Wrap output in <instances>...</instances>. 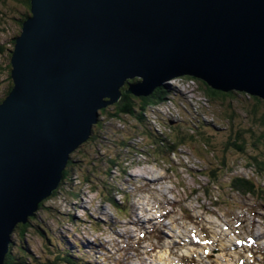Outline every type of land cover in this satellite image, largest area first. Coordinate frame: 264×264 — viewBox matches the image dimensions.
I'll return each mask as SVG.
<instances>
[{
	"label": "water",
	"instance_id": "obj_1",
	"mask_svg": "<svg viewBox=\"0 0 264 264\" xmlns=\"http://www.w3.org/2000/svg\"><path fill=\"white\" fill-rule=\"evenodd\" d=\"M0 104V264L122 89L190 76L264 101V0H30ZM137 79L138 82L127 81Z\"/></svg>",
	"mask_w": 264,
	"mask_h": 264
},
{
	"label": "rangeland",
	"instance_id": "obj_2",
	"mask_svg": "<svg viewBox=\"0 0 264 264\" xmlns=\"http://www.w3.org/2000/svg\"><path fill=\"white\" fill-rule=\"evenodd\" d=\"M24 11L14 0L0 3L1 46L19 32L15 20ZM6 64V55H0V99L8 85ZM178 85L190 89L184 100L176 97L143 112L146 131L171 141L180 134L185 144L178 154L152 148L151 138L140 135L143 129L129 116L103 121L100 136L93 130L90 144L73 154L80 160L73 189L65 184L36 211L35 228L53 240L48 245L47 237L30 231L24 243L32 254L53 257L56 241L59 251L75 252L87 264H264V200L228 187L231 178L241 176L254 178L264 191V171L249 166L251 156L264 154V140L256 147L246 137L243 153L224 149L234 130L248 123L246 98L218 101L208 98L200 83ZM117 103L106 109L113 112ZM233 110L234 119L229 118ZM197 131H205L211 147L199 136L186 138ZM223 161L231 172L221 168ZM213 170L217 186L206 178ZM87 174L89 183L82 181Z\"/></svg>",
	"mask_w": 264,
	"mask_h": 264
},
{
	"label": "trees",
	"instance_id": "obj_3",
	"mask_svg": "<svg viewBox=\"0 0 264 264\" xmlns=\"http://www.w3.org/2000/svg\"><path fill=\"white\" fill-rule=\"evenodd\" d=\"M6 0H0L1 2H5ZM16 1L18 4L22 5V8L25 10L23 14H20L19 18L16 21V25L17 28L19 29V32L14 35V37L9 41L8 45L5 46H1L0 45V55H6L7 57V64H6V68L4 67V69H6L7 71H9L8 74V85L4 90V97L0 99V103L4 100V98L9 94V92L12 89V80L10 78V57H11V52L13 50V46H14V39L19 35L20 30H21V26L22 23L29 17V10H30V0H14ZM184 81L188 82V83H192L195 82V86L196 84H201L204 88H205V94L207 95L208 98H214L215 100H224L226 98H234V97H241L243 101H245V99H243V97L246 98L245 103H248V105L245 107V109L250 108V111H247L246 113L244 112L245 116L247 114V121L248 123L245 124L246 126H240L237 129H235L233 132V135L229 136V139L226 141V143L224 144V149H235L238 152H244V144L246 143L245 138H250L252 140V144L256 143V147H257V143H259V141H263L264 140V101L261 100L260 98L257 97H250L249 95L245 94V93H239L236 91H231L228 93H223L220 91H216L211 89L210 87H208L203 81H200L196 78L190 77V76H183L182 77ZM138 82L137 79L134 80H130L127 81L126 83H135ZM127 90V86H125L122 90V97L120 99V101L113 107L114 111L111 112L110 109H102L99 112V118L100 121L98 124H96L93 128L94 133H97L98 136H100L101 133V128H102V124L103 121L105 120H118L121 121L124 119V117H131L132 119L136 120V124H137V130H142L144 132L141 131L140 135H148L149 138H151L150 140L152 141V148L157 149L158 152H162L164 153V149L169 150L168 153H173V155L178 154L179 148L185 144V140H182V137L180 136L179 133L178 134V138H176L175 140L171 141L169 140L164 133L163 134H158V132H149L148 130L146 131V126H144L146 124V122H144L145 120L143 112L144 110L149 106V105H157V104H161L164 101H166L167 99V95L171 92H173V90H169L168 88L162 87V88H158L156 89L153 94L147 96V97H135L131 94H127L125 91ZM139 110V111H138ZM146 111V110H145ZM236 114L235 111L233 110L229 116V118H235ZM199 128V127H197ZM200 128L203 129V124L200 125ZM100 132V133H98ZM205 132V131H204ZM204 132H200L197 131L193 134H188L186 136V138H191L192 140H198L197 136L200 137V139H202V141L204 142L205 146L211 147V140L209 137L204 136ZM182 133V132H181ZM139 134V133H138ZM157 137V139L154 138V136ZM95 136L91 137L88 141H86L84 144H90V140L92 141L94 139ZM160 138L162 139V141H160ZM260 144V143H259ZM122 146H127L126 144H122ZM214 150V149H212ZM171 151V152H170ZM257 151V150H256ZM130 153V152H129ZM74 154V153H73ZM72 154V158L70 160V162L68 163L66 169L63 172V179L61 181L60 186L58 187V189L53 193V195L48 199L50 200L51 198H53L56 193L59 190H63L64 189V185H68V188L73 189V184H74V179L73 177L75 176V170L78 168L79 166V159L77 158H73ZM95 155V154H94ZM97 155V154H96ZM256 156H251L250 160H251V164L249 166L254 167L256 170H258L260 173L261 171H264V154L263 152L260 154L255 153ZM120 153L118 154L117 159H120ZM111 167H115V164H117V162L115 160H111ZM225 168L227 171H230V168L227 169V166L225 165L224 161L221 163V168ZM80 169V172L82 173V169ZM232 170V169H231ZM89 171L88 168L86 167V172ZM111 170L105 171L103 172L106 176H108V174H110ZM231 172V171H230ZM91 173V172H90ZM89 173V174H90ZM88 175V174H87ZM90 175L86 176L83 175V182H90ZM206 178L208 179L209 183L211 185H219V178L217 177L215 170L211 171L209 174H206ZM228 187L230 188L231 191H234L240 195L246 196V195H252L255 198L264 200V191L261 189L260 183H257L254 178H244L241 176H237V177H233L230 179V182L228 184ZM76 197V195H74ZM46 202V201H45ZM45 202H42L40 204L39 209L43 208L45 205ZM112 203H115L114 201H112ZM116 204V203H115ZM35 219H30L28 221L27 224L22 225L19 224L13 235H12V242L10 245V251L8 253V255L6 256V260L4 264H87L86 259H80L77 258L76 253L74 252V254H68L67 251L65 249L59 251V243H57L56 241H53L54 243V251L56 253H54L53 257H46V256H35L34 254H32L27 245H25L24 243V239L27 233H29L30 231H35L37 230L40 236H45L47 237V240L49 241L50 245L52 243V241H50V239L53 240V235L52 234H48V232L46 233V231L38 229V227L35 228V224H33V221ZM47 231H49L47 229ZM48 234V235H47ZM52 235V236H51ZM58 247V248H57ZM53 251V252H54ZM60 254H58V252ZM52 253V251H50V254ZM65 253V255L63 254Z\"/></svg>",
	"mask_w": 264,
	"mask_h": 264
},
{
	"label": "clouds",
	"instance_id": "obj_4",
	"mask_svg": "<svg viewBox=\"0 0 264 264\" xmlns=\"http://www.w3.org/2000/svg\"><path fill=\"white\" fill-rule=\"evenodd\" d=\"M180 82H185V83H188L184 80H181ZM194 85H195V82H193ZM165 88H168L169 90H173V92L169 93L166 97L167 99L166 100H175L176 97H179L180 99H182V95L183 93L185 94L186 91L187 93L189 92L190 89H187V88H182L180 85H178V81L177 82H173V83H169L168 85H166ZM185 96V95H184ZM178 98V99H179ZM185 98V97H184ZM121 99V98H120ZM184 100V99H182ZM165 104V102L161 103V104H157L159 107H162L163 105ZM99 121H100V118H99ZM98 121V123H99ZM97 123V124H98ZM91 138V137H90Z\"/></svg>",
	"mask_w": 264,
	"mask_h": 264
},
{
	"label": "bare ground",
	"instance_id": "obj_5",
	"mask_svg": "<svg viewBox=\"0 0 264 264\" xmlns=\"http://www.w3.org/2000/svg\"><path fill=\"white\" fill-rule=\"evenodd\" d=\"M89 139H90V137H89ZM89 139H87L86 141H88ZM234 237V236H233ZM134 247V246H133Z\"/></svg>",
	"mask_w": 264,
	"mask_h": 264
}]
</instances>
